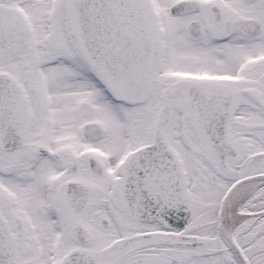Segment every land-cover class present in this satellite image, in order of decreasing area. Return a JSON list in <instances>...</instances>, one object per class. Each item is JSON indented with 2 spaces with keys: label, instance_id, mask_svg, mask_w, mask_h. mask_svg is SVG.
<instances>
[{
  "label": "flooded vegetation",
  "instance_id": "af4514ba",
  "mask_svg": "<svg viewBox=\"0 0 264 264\" xmlns=\"http://www.w3.org/2000/svg\"><path fill=\"white\" fill-rule=\"evenodd\" d=\"M219 9L221 17L210 23L209 32L222 49L231 51L234 60L235 19L221 6ZM202 16H208L207 9ZM260 20L264 31V16ZM256 69L239 73L232 85L240 91H257L264 100V68ZM231 75L236 77L235 70ZM30 96L35 98L34 92ZM53 105L65 109L62 113L52 111ZM84 106L92 116L91 104ZM66 107L42 104L40 99L26 104L30 122L25 144L12 151L0 150V177L4 179L0 183V213L14 237L17 264H55L61 254L73 251L94 255L93 264H264V109L238 104L239 115L227 129L234 156L218 163L202 147L207 152L206 163H200L197 175L199 185L212 186L208 197L212 203L173 232L134 222L119 209L120 186L116 180L108 181V169H112V177L114 159L110 157L121 144L113 137L108 140L106 132L93 145L79 141L75 131L63 132L76 121V109ZM61 122L64 129L60 132ZM184 134L187 139V132ZM147 136V131L142 138L134 133L131 143H145ZM198 140L195 145L188 142L189 152L200 145V137ZM120 141L124 142L123 138ZM38 143L49 145L58 160L37 155ZM92 157L100 161L99 167L92 166ZM97 180L103 184L101 193ZM243 180L257 181V194L241 224L230 227L224 222L222 202L226 191ZM70 185H79L75 196L84 197L75 208L66 195ZM109 218L115 225L111 231L104 222Z\"/></svg>",
  "mask_w": 264,
  "mask_h": 264
},
{
  "label": "rangeland",
  "instance_id": "374dc122",
  "mask_svg": "<svg viewBox=\"0 0 264 264\" xmlns=\"http://www.w3.org/2000/svg\"><path fill=\"white\" fill-rule=\"evenodd\" d=\"M158 9L160 12V15L162 16V22L163 25L166 26V30L168 29V25L170 24V33L167 34V40L172 39L173 42H176L175 39L181 37V35L176 32L181 27V20H183L181 17L177 19H172L168 15V8L175 2H178L179 0H155ZM207 6L205 9H208L211 5H218L223 8L225 13L228 16H231L233 18H237L238 20L240 18H248L252 17L254 19H259L258 17L264 16V0H203ZM9 5L11 6H17L24 10L27 17L30 19L32 24V50L30 53L26 56V64L28 69H31L33 71V74L36 73L38 70H42L45 73H47L49 76L53 75L55 79L59 78V76L62 73L67 72L69 69H75L78 68V65H81V59L84 58L82 52L80 51L76 32L72 23V15L70 12V0H10ZM264 37V36H263ZM263 37L262 39H252L246 44L247 41L240 40L238 32L235 34V57L233 60V55H229L226 57L227 60H229V63H235L242 62L246 56L249 54L252 56V60L250 61L252 64L262 62L261 67L264 68V43H263ZM205 46L199 49L200 54H204V51L210 55L209 58L213 60V57L218 56L219 58L225 57L226 53L224 54L221 51L214 52L212 47V43H210V40H205ZM181 47L178 48V45L176 44L174 48L168 49V52H174L172 54L175 58L174 60H177L180 62V68H178L174 62H171L169 55L166 53L163 54L161 58V67L159 69V75L154 78L151 81L150 90L147 93L145 97H143L140 101L135 102L134 106H131V111H136L138 114V117H131L135 121L140 119L142 116H146L147 110L150 112V122L148 128L150 131V134L152 132V127L154 123L155 113L157 112L158 108L162 106V101L166 99V95H170L172 92L175 93V91H172V88L174 87L177 78H181L179 75L178 77L175 76L177 72L184 73L183 68V59L181 57ZM178 51V52H177ZM177 52V53H175ZM198 54V53H197ZM212 54V55H211ZM173 60V61H174ZM170 61V62H169ZM187 63V61H185ZM204 62L203 60H200V64H193V68L196 69V71H199L202 69V71L205 70L208 67L206 64H202ZM189 63V62H188ZM236 63V64H237ZM88 65L87 63H84ZM235 64V65H236ZM248 66V63H246ZM90 65V64H89ZM82 66V65H81ZM192 66V65H191ZM246 66V65H245ZM13 70L16 73H19L20 69H24V65L16 64L8 67V69ZM182 68V69H181ZM210 69V67L208 68ZM62 71V72H61ZM189 72V71H188ZM68 87V89H67ZM65 90H59L61 93H64L63 96L59 97L60 101L64 98H66V95L71 96L75 94L82 95L83 91L77 90H71L69 86L65 87ZM51 89V88H50ZM88 90V95H95V91L105 100L106 98L104 95L95 89ZM82 92V93H81ZM87 91L84 89V93L86 94ZM53 95V91H52ZM51 95V96H52ZM176 95V93H175ZM179 95V94H178ZM72 97V96H71ZM163 98V99H162ZM169 98V97H168ZM79 99V98H78ZM53 100V99H52ZM55 100V99H54ZM53 100V101H54ZM107 100V99H106ZM52 101V102H53ZM80 102V101H78ZM187 102V101H186ZM238 103V101L236 102ZM46 104V103H45ZM239 104V103H238ZM62 105V104H59ZM93 105V107H92ZM91 105V110H103V113L101 116H105L106 114V108H101L99 105L97 107L95 104ZM50 107V110L52 111H59L60 113L63 112L65 108H58ZM77 106V107H76ZM67 107L69 109H77L80 113L83 114V119L88 122L90 121H97L100 123H103L105 126L109 125L104 121V118H102L100 115L95 114L93 111L92 116H88V113L86 112L85 116V108H83V105L79 106V104H67ZM66 107V108H67ZM133 107V108H132ZM176 114L173 115L170 129L175 130L180 122L181 117L184 115V111H182V108L177 110L175 109ZM188 115V114H187ZM141 120V119H140ZM60 123V131H62L64 128ZM78 130L80 133V124L78 125ZM71 131H76L75 128H68ZM107 132H106V138L108 140H111L114 136L113 132L116 128L107 126ZM147 129V127H146ZM142 134L144 133L142 130L140 131ZM139 132V133H140ZM172 134L174 136V132L172 131ZM178 137V133L176 134V139ZM110 142V141H109ZM41 144V143H38ZM3 168V167H1ZM4 179L0 177V183L3 182ZM95 185L98 186V191L101 193V190L99 189L101 184L99 181L95 182ZM212 186H209V191H212ZM198 197L195 199L196 206L199 207L196 214L200 215L205 211V206L209 202L212 203L209 200V195H204L198 192ZM207 196V197H206ZM207 198V199H206ZM121 207H119L120 209ZM113 228L110 227L109 231H111ZM111 251L108 253V256H111ZM63 256L62 254L60 257ZM62 258V257H61ZM60 258V259H61ZM59 259V260H60ZM215 259L218 260V258L215 256ZM59 262V261H58Z\"/></svg>",
  "mask_w": 264,
  "mask_h": 264
},
{
  "label": "water",
  "instance_id": "95a60500",
  "mask_svg": "<svg viewBox=\"0 0 264 264\" xmlns=\"http://www.w3.org/2000/svg\"><path fill=\"white\" fill-rule=\"evenodd\" d=\"M78 3L75 5V13L77 17V21L81 24V31L83 32V42L85 45L90 48L93 46V42L98 40V34L97 29L94 26V21L91 20V26L92 30L89 29L88 26H90V22L88 24V16L87 12H90V5L91 1L88 0V2L85 0H76ZM121 7L120 12L122 15V21L127 22L132 25L133 29L137 28L136 32V39L138 41L139 49H144L146 44L144 43L143 39L148 38L150 34H147L149 29L147 27V23H144L143 20V13L141 11V8L139 5H137V0H119ZM119 12V11H118ZM20 19L17 17L16 14H14L11 11H5L0 9V35L3 33L5 37H7V44L4 45V48L10 52V50L14 47H20L21 43L19 42L22 38L23 32L20 31L16 32L17 28H20ZM93 32L94 39H92L91 33ZM143 41V42H142ZM146 43H149L147 41ZM3 42H0V52H4V49H2ZM150 51V50H149ZM161 138L158 139L160 141ZM171 170H168L170 172ZM176 185H177V180ZM6 259V254L4 255L3 252L0 251V264H6L4 263V260Z\"/></svg>",
  "mask_w": 264,
  "mask_h": 264
},
{
  "label": "bare ground",
  "instance_id": "6f19581e",
  "mask_svg": "<svg viewBox=\"0 0 264 264\" xmlns=\"http://www.w3.org/2000/svg\"><path fill=\"white\" fill-rule=\"evenodd\" d=\"M10 122V120H8ZM21 122L15 127L19 132V127ZM257 181L244 182L239 185L234 191L226 192L225 200L223 203V212L224 219L226 224L230 227H236L238 224H241L245 216L247 215V207L250 203V200L254 198L256 193V188L254 185ZM231 192V193H230ZM1 227V225H0ZM5 233H0V241L2 248L6 254L10 257L12 253L9 252V245H7Z\"/></svg>",
  "mask_w": 264,
  "mask_h": 264
}]
</instances>
